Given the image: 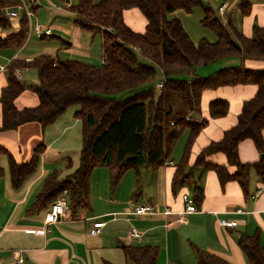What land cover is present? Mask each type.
Instances as JSON below:
<instances>
[{
	"label": "trees",
	"instance_id": "obj_1",
	"mask_svg": "<svg viewBox=\"0 0 264 264\" xmlns=\"http://www.w3.org/2000/svg\"><path fill=\"white\" fill-rule=\"evenodd\" d=\"M19 2L0 0V26H10L14 19L2 10ZM198 6L204 10L200 25L215 34V41L202 37L194 42L178 18L166 16L177 9L189 12ZM250 6V0H238L241 15L248 14ZM131 7L138 8L146 18L143 32L132 30L123 20V11ZM70 9L81 29L101 33L102 62L60 59L49 54H39L30 60L12 59L6 67L7 85L0 91V130L28 122H37L43 128L69 106L79 105L75 112L82 125L78 166L63 178H58L57 171L51 172L31 210L46 207L66 190L69 212L75 216L88 205L89 177L94 168L108 169L113 189L127 170L156 169L170 159L184 130L188 134L171 179L173 191L184 186L193 203L200 204L203 188L195 177L197 170H213L221 187L235 180L244 195L248 193L252 170L264 181V157L254 162H242L238 157V144L245 138H250L257 150L264 153V69L244 65L246 58L264 60V26L255 24L253 34L246 36L230 20L223 22L202 0H77ZM15 19L18 29L0 39V47H20L25 42L27 17L21 14ZM223 58H238L239 64L204 76L197 73L199 66ZM155 65L163 76L160 89L156 88ZM18 68L34 69L37 83H21L14 74ZM178 75L187 77L178 79ZM248 83L256 84L257 89L252 98L243 101L236 122L223 131L220 139L202 147L190 162L192 145L207 118L193 121L187 117L200 114L202 92ZM25 89L36 93L39 103L18 109L14 100ZM228 109L227 100L216 98L208 104V115L221 117ZM42 150L43 145L39 144L29 160L16 161L7 149L0 147V156L7 157L13 188H19L34 173ZM217 152L225 155L226 163L209 160ZM3 174L0 164V177ZM237 242L249 264H264V245L257 234L242 232ZM119 247L134 264H156V246L121 243ZM194 250L198 264H232L200 248Z\"/></svg>",
	"mask_w": 264,
	"mask_h": 264
},
{
	"label": "crops",
	"instance_id": "obj_2",
	"mask_svg": "<svg viewBox=\"0 0 264 264\" xmlns=\"http://www.w3.org/2000/svg\"><path fill=\"white\" fill-rule=\"evenodd\" d=\"M202 1L212 7L223 22L230 20L246 36L253 34L255 24L264 26V0H250V12L245 15L240 13L238 0ZM23 2L31 12V21H36V15L42 8L49 10L52 15L48 17L51 21L47 26L51 27V34L38 36L30 33L20 47H0V91L7 85L6 67L12 59L30 60L39 54L60 58L62 49L65 53L63 55L80 56L87 59L84 62L92 63V59H98L100 55L102 57L101 33L83 30L76 25L75 14L70 9L73 3L70 0ZM20 4L21 0L16 6ZM220 6H223L222 13L218 11ZM195 8L189 12L183 10V13L176 16L189 36L185 22L188 23L187 14ZM201 8L203 17L204 10ZM179 10L182 9L175 11ZM21 14L26 16L23 8L19 9L18 17ZM122 17H125L124 22L132 30H145L146 18L138 8L125 9ZM15 18L17 17H14L10 26H0V39L18 29V19ZM27 22L29 28L28 17ZM53 27L57 28L62 36L54 35ZM95 33L99 34L100 42L96 53L92 52L88 43L92 42ZM32 36L39 40L32 41ZM45 38H54L58 44L47 46L43 44ZM190 38L194 42L200 39L194 40L191 36ZM220 60L218 61L221 65L231 62L227 58ZM244 65L264 69V60L246 58ZM29 71L31 68H18L14 74H18L16 78L21 83L34 84L37 81L36 71L26 75ZM256 89V84L248 83L221 86L202 92L200 114H195L192 118L200 121L201 117H206L207 121L192 145L190 162L202 147L212 140L220 139L223 131L236 122L243 101L252 98ZM216 98L227 100L228 113L210 118L208 104ZM38 103V96L29 89L23 90L14 100L18 109L36 106ZM78 109L79 105L69 106L43 128L37 122H28L14 129L0 130V147L7 149L16 161L29 160L35 147L43 145L34 173L28 176L19 188L12 187L7 157L0 156V164L4 168V174L0 177V264H104L106 261L112 264H127L128 259L119 247L121 243L156 246V264H198L195 247L218 255L232 264H249L237 238L242 232L257 234L259 242L264 245V181L252 170L248 193L244 195L235 180H229L221 187L213 170H197L195 177L203 188V199L200 204L195 205L196 211H184L182 195H190L189 190L182 186L173 191L171 179L175 164L183 152L187 130L176 140L170 159L156 169L127 170L113 189L108 169L103 166L94 168L89 177L88 205L80 208L75 216L69 212L58 222L50 224L46 232L36 233L44 227L45 212L49 206L48 204L39 210H31L44 180L53 171L58 172V178H63L78 166L82 145V125L80 119L75 116ZM1 122L0 103V125ZM262 136L264 140V129ZM180 138V145L175 149ZM238 157L242 162H254L264 157V153L261 154L257 150L250 138H245L238 144ZM209 160L226 163V157L221 152L212 154ZM228 169L234 171L231 165H228ZM145 203L151 204L155 212L133 213L136 205ZM165 208L170 212L163 213ZM221 219L237 222L234 226H224L220 223ZM97 220L104 221V225L97 235H91L89 229ZM131 228H135L139 235L130 236ZM19 258H22V262Z\"/></svg>",
	"mask_w": 264,
	"mask_h": 264
},
{
	"label": "built area",
	"instance_id": "obj_3",
	"mask_svg": "<svg viewBox=\"0 0 264 264\" xmlns=\"http://www.w3.org/2000/svg\"><path fill=\"white\" fill-rule=\"evenodd\" d=\"M24 10V13L26 14V16L29 18V28H28V33H35L38 36H46L51 34V27L47 26V25H42L41 23L35 21L31 23L30 20V16H31V12L29 11V9L26 8L23 0H21V4L19 6H14V7H6L4 8L2 11L3 13L11 18L14 17H18L19 15V9ZM218 11L220 13L223 12V6L218 7ZM16 76L18 77V74H16ZM162 86V81L157 82L156 83V88L160 89ZM187 119H191L193 121H198L196 118H192L191 116H188ZM182 201L184 203V211L186 212H194L197 210L195 204L193 203L190 195H188L187 193H184L182 195ZM70 209H69V203L68 200L66 198V190H64L55 200H53L46 212H45V217H44V227L42 230H37L36 233H44L47 231V226H49L52 223L58 222L59 220H61L63 217H65V215H67L69 213ZM155 212V208L148 203L145 204H138L134 207L133 209V213L135 214H146V213H153ZM170 211L165 208L163 213L167 214ZM236 220H225V219H221L220 223L224 226H234L236 224ZM104 225V221L102 220H97L94 221L92 223L91 228L89 229V234L91 235H97L101 228ZM129 235L132 237L138 236L139 233L135 228H131ZM19 261L22 262V258H19Z\"/></svg>",
	"mask_w": 264,
	"mask_h": 264
},
{
	"label": "rangeland",
	"instance_id": "obj_4",
	"mask_svg": "<svg viewBox=\"0 0 264 264\" xmlns=\"http://www.w3.org/2000/svg\"><path fill=\"white\" fill-rule=\"evenodd\" d=\"M70 1L73 4H75L77 2V0H70ZM98 1L99 0H94V2H98ZM40 12L37 13V15H36V17H37L36 21L41 23L42 25H47L48 23H50L51 18H50V20H48V17L50 15H52V14H50L49 10L46 9V8H42L40 10ZM180 13H183V10L173 11V12L167 13L166 16L168 18H172V17L179 16ZM187 15L189 16L188 19H187L188 23H186L185 21L184 22L186 24V28H187L190 36L192 38H194V40H197L198 38H201V37H205L207 39L208 38H213L214 40L216 39L215 35L211 32V30L209 28H206V27H203V26L200 25L199 20L202 17V8L201 7H196L191 13H189ZM123 19L126 20L125 17H123ZM183 20H186V19H183ZM34 21L32 20L31 23L34 22ZM56 22H59V21H56ZM29 26H30V24H29ZM53 34L57 35V36L58 35L62 36L61 33L59 32V30L57 28H54V27H53ZM98 35H99L98 33H95L94 36H93L92 42H88L91 45L92 52L95 51V53L98 51V49L100 47V44H99L100 42L98 41ZM48 39L49 38H45L44 39L45 42H43V44H46L47 46H52V45L58 44L54 38L52 40L51 39L48 40ZM152 39L158 40L157 37H152ZM33 40H39V38H36V36H32V41ZM63 54H65L64 53V49L61 50V53L59 55V57L61 59H65V58H68V59L70 58L71 59L72 58V59L81 60V61L87 60V59H84L83 57L76 56V55H73V54H72V57H67L68 55L66 56V55H63ZM227 59H229V61H231V62H227L224 65H221L220 61H222V60H220V61H216V62H214L212 64H209V65H206V66H199L197 68V73L199 75L203 76V75H207L209 73H212L215 70H218L219 68H222V66H230V65H234V64H239V59H237V58H227ZM101 60H102V57L100 55L98 57V59H92L91 62L95 63V64H99L101 62ZM144 62H146L148 64H151V65H154L152 62H150L148 60H144ZM155 67H156V70H157V75H156V83H157V82L163 81V76L161 74L160 68L158 66H156V65H155ZM34 71H35L34 69H31V71L26 72L25 74L29 75V74H32V72H34ZM186 77H187L186 75H178L176 78L184 79ZM36 83H37V81H36ZM180 140H182V138L179 139L175 149H177L178 145H180ZM126 261H127V264H134V263H132L129 260H126Z\"/></svg>",
	"mask_w": 264,
	"mask_h": 264
},
{
	"label": "water",
	"instance_id": "obj_5",
	"mask_svg": "<svg viewBox=\"0 0 264 264\" xmlns=\"http://www.w3.org/2000/svg\"><path fill=\"white\" fill-rule=\"evenodd\" d=\"M263 156V155H262Z\"/></svg>",
	"mask_w": 264,
	"mask_h": 264
}]
</instances>
